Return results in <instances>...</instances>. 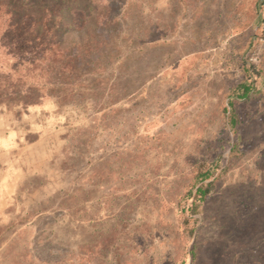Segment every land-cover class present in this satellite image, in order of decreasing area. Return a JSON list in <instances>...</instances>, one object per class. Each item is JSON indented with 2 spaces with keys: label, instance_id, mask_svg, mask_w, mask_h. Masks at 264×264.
Wrapping results in <instances>:
<instances>
[{
  "label": "rangeland",
  "instance_id": "374dc122",
  "mask_svg": "<svg viewBox=\"0 0 264 264\" xmlns=\"http://www.w3.org/2000/svg\"><path fill=\"white\" fill-rule=\"evenodd\" d=\"M263 5L0 0V264H264Z\"/></svg>",
  "mask_w": 264,
  "mask_h": 264
},
{
  "label": "trees",
  "instance_id": "16d2710c",
  "mask_svg": "<svg viewBox=\"0 0 264 264\" xmlns=\"http://www.w3.org/2000/svg\"><path fill=\"white\" fill-rule=\"evenodd\" d=\"M43 23L50 22V19L47 17L44 18L42 21ZM85 24V23H84ZM261 92L256 88L254 85V81L251 80H245L242 83L238 84L227 97V102L225 106V113L229 119V123L232 127H234L236 123V112H235V104L236 103H249L254 99L259 98ZM209 171L203 173L200 175V182H203L208 180L210 178ZM211 191V183H208L206 185L199 186L195 191V196L199 199H204Z\"/></svg>",
  "mask_w": 264,
  "mask_h": 264
},
{
  "label": "built area",
  "instance_id": "2783aa9c",
  "mask_svg": "<svg viewBox=\"0 0 264 264\" xmlns=\"http://www.w3.org/2000/svg\"><path fill=\"white\" fill-rule=\"evenodd\" d=\"M263 8H264V5H263Z\"/></svg>",
  "mask_w": 264,
  "mask_h": 264
}]
</instances>
